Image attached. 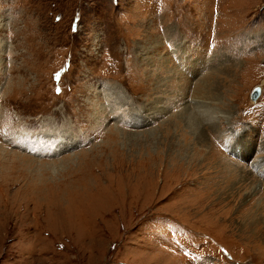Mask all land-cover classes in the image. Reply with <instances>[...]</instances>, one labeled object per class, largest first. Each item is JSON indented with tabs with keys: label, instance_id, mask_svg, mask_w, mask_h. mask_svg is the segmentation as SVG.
Here are the masks:
<instances>
[{
	"label": "rangeland",
	"instance_id": "obj_1",
	"mask_svg": "<svg viewBox=\"0 0 264 264\" xmlns=\"http://www.w3.org/2000/svg\"><path fill=\"white\" fill-rule=\"evenodd\" d=\"M0 264H264V0H0Z\"/></svg>",
	"mask_w": 264,
	"mask_h": 264
},
{
	"label": "water",
	"instance_id": "obj_2",
	"mask_svg": "<svg viewBox=\"0 0 264 264\" xmlns=\"http://www.w3.org/2000/svg\"><path fill=\"white\" fill-rule=\"evenodd\" d=\"M261 94V88L259 86L255 87L250 93L251 102H255Z\"/></svg>",
	"mask_w": 264,
	"mask_h": 264
}]
</instances>
